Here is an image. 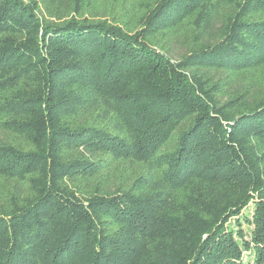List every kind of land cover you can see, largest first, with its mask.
Wrapping results in <instances>:
<instances>
[{"label":"trees","instance_id":"1","mask_svg":"<svg viewBox=\"0 0 264 264\" xmlns=\"http://www.w3.org/2000/svg\"><path fill=\"white\" fill-rule=\"evenodd\" d=\"M0 264H264V0H0Z\"/></svg>","mask_w":264,"mask_h":264},{"label":"rangeland","instance_id":"2","mask_svg":"<svg viewBox=\"0 0 264 264\" xmlns=\"http://www.w3.org/2000/svg\"><path fill=\"white\" fill-rule=\"evenodd\" d=\"M247 211H248V209L244 210L245 213H246ZM241 222H242V228H243L244 230H247L248 227H247L246 223H245L242 219H241ZM232 224H233V219H231L229 225H232Z\"/></svg>","mask_w":264,"mask_h":264}]
</instances>
